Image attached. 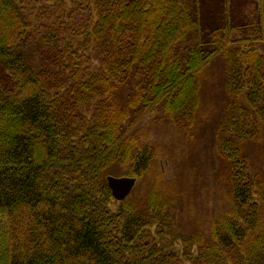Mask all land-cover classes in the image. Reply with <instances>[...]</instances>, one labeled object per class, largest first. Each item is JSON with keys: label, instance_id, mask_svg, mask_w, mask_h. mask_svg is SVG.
I'll return each instance as SVG.
<instances>
[{"label": "trees", "instance_id": "trees-1", "mask_svg": "<svg viewBox=\"0 0 264 264\" xmlns=\"http://www.w3.org/2000/svg\"><path fill=\"white\" fill-rule=\"evenodd\" d=\"M246 1L0 0V264H264V0L242 19ZM115 169L137 178L122 201Z\"/></svg>", "mask_w": 264, "mask_h": 264}, {"label": "rangeland", "instance_id": "rangeland-1", "mask_svg": "<svg viewBox=\"0 0 264 264\" xmlns=\"http://www.w3.org/2000/svg\"><path fill=\"white\" fill-rule=\"evenodd\" d=\"M66 2L67 7L73 6L71 5L72 0H66ZM236 4L237 16L242 19L253 17L254 14H257L260 10L256 3L250 2L249 0L241 5H238L239 3ZM243 5H245L246 8H242ZM206 72L208 76L207 80H204L205 89L203 98V110L200 111V116L196 124L193 147L191 148L194 150L192 156L194 163L201 164L202 166L207 165V160L210 158L212 137L222 115V110L226 99V91L224 88L225 66L222 57L215 58L207 68ZM111 175L124 177V174H121V171L118 169L113 170Z\"/></svg>", "mask_w": 264, "mask_h": 264}, {"label": "water", "instance_id": "water-1", "mask_svg": "<svg viewBox=\"0 0 264 264\" xmlns=\"http://www.w3.org/2000/svg\"><path fill=\"white\" fill-rule=\"evenodd\" d=\"M107 180L114 198L119 201L126 199L131 194L137 182L136 177L128 176L117 177L108 175Z\"/></svg>", "mask_w": 264, "mask_h": 264}]
</instances>
